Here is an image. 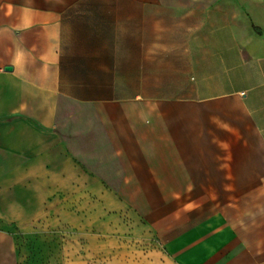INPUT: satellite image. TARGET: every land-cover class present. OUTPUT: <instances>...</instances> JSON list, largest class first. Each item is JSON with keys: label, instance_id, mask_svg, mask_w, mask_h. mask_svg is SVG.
<instances>
[{"label": "crops", "instance_id": "0c3cea01", "mask_svg": "<svg viewBox=\"0 0 264 264\" xmlns=\"http://www.w3.org/2000/svg\"><path fill=\"white\" fill-rule=\"evenodd\" d=\"M248 6L251 39L230 3L203 4L194 38L154 0H0V264H22L35 222L103 218L105 264H264V166L227 162L224 113L217 146L207 131L195 147L193 118L179 113L192 98L176 95L202 73L206 90L244 86L264 107V0Z\"/></svg>", "mask_w": 264, "mask_h": 264}, {"label": "rangeland", "instance_id": "374dc122", "mask_svg": "<svg viewBox=\"0 0 264 264\" xmlns=\"http://www.w3.org/2000/svg\"><path fill=\"white\" fill-rule=\"evenodd\" d=\"M6 1V0H2ZM9 1V0H7ZM34 2H45L47 0H33ZM50 2L67 3H124L137 0H49ZM157 2L168 3L177 9L178 12V35H191L194 38L201 36V13L202 5L206 8L217 7L218 4H234L247 12L246 19L241 20L242 29L248 31L247 36L251 39V31L257 32L258 26L253 22L248 11V5L255 0H154ZM194 15L193 21L189 20L190 15ZM193 22V24H192ZM255 36V35H254ZM255 38V37H254ZM226 53H231L233 49L227 48ZM247 45L256 46L253 42L242 44V50L247 52ZM194 55L201 56V50L195 47ZM248 75H243V83ZM193 91H178L177 97L192 98V101L186 106L180 107L181 114L193 118L194 146H205L206 132L209 131V147H216V136L218 133L217 117L225 114L229 124H227L226 146L235 150L234 154L226 156L227 162L232 163L234 159L242 163H249L258 167L264 166V107L255 105L256 100L246 96L248 91H210L206 90L203 74L195 75ZM244 85V84H243ZM171 95L175 92H163ZM210 116L209 123L205 122V116ZM190 118V117H189ZM235 125V126H234ZM236 130L237 136L230 135L229 131ZM232 134V133H231ZM215 137V139H214ZM234 152V151H233ZM233 190V188H230ZM255 196L257 198L258 210L264 211V187H256ZM260 216V215H259ZM258 221H264L258 218ZM85 225L81 228L73 226H45L46 230L39 231L41 223L35 222L29 232L21 234V254L22 264H105L106 255V219L84 221ZM122 223L119 221V227H114V238L121 243ZM92 227V228H91ZM94 231L93 235L79 234V231ZM128 230V227H126ZM97 231L100 233L98 234ZM127 236V232H126ZM111 237V236H110Z\"/></svg>", "mask_w": 264, "mask_h": 264}, {"label": "water", "instance_id": "95a60500", "mask_svg": "<svg viewBox=\"0 0 264 264\" xmlns=\"http://www.w3.org/2000/svg\"><path fill=\"white\" fill-rule=\"evenodd\" d=\"M7 69H11V66H6Z\"/></svg>", "mask_w": 264, "mask_h": 264}]
</instances>
